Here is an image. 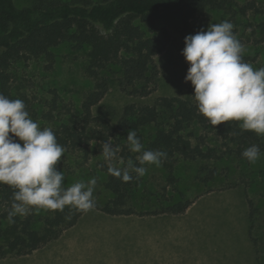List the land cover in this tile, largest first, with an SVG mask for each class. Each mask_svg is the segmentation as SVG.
<instances>
[{
  "label": "trees",
  "instance_id": "trees-1",
  "mask_svg": "<svg viewBox=\"0 0 264 264\" xmlns=\"http://www.w3.org/2000/svg\"><path fill=\"white\" fill-rule=\"evenodd\" d=\"M24 1L27 3L19 5V0H0V93L11 100H22L34 121L55 118L56 101L39 116L37 109L29 105L27 94L15 88L12 69L16 63L32 58L53 61V48L63 43L74 50H84V70L92 87L79 110H67L70 114L67 118L57 108L58 119L64 121L51 127L57 142L67 152H87L93 140L102 144L111 137L115 145L121 146L124 160L131 158L136 162L139 154L129 151L126 140L129 130L134 129L145 150L167 153L162 167L171 183L176 186L178 163L193 161L200 163L195 179L210 188L220 177L218 165L222 160L248 162L242 153L252 145H258L261 154L264 153V136L241 129L240 121L210 125L198 111L194 88L184 97H161L152 105L128 104L114 125L104 119L99 121L93 114L94 106L112 86L138 97H147L156 89L159 68L155 58L170 42L169 29L161 21L166 14H176L186 36L194 35L207 31L211 11H233V0ZM200 17L202 21L197 25ZM258 27L264 34V22ZM242 55L246 63L254 60L248 53ZM16 140L23 145L19 138ZM208 140L215 143L210 145ZM102 169L107 173L104 186L114 196L103 205L94 198L95 208L113 215L136 212L128 207L137 185L136 174L132 173L131 181L123 182L108 173V165L104 164ZM167 187L164 186L166 191ZM13 191L10 186L0 184V259L32 253L58 238L85 213L66 206L63 211L41 210L38 214L17 215L10 223L8 212ZM193 202L182 194L149 213L181 214Z\"/></svg>",
  "mask_w": 264,
  "mask_h": 264
},
{
  "label": "rangeland",
  "instance_id": "rangeland-1",
  "mask_svg": "<svg viewBox=\"0 0 264 264\" xmlns=\"http://www.w3.org/2000/svg\"><path fill=\"white\" fill-rule=\"evenodd\" d=\"M19 5L27 1L19 0ZM234 10L211 11L208 20L221 23L225 20L234 25V33L245 48V53L254 57V70L264 67V34L259 23L264 22V0H233ZM246 11V13H245ZM170 32L166 50L156 56L159 78L156 89L147 97L128 95L112 86L105 97L93 108L96 119L116 124L128 104H154L161 97H184L193 87L185 82L189 63L182 55L186 33L179 17L166 14L162 20ZM202 18L196 20L197 25ZM0 27V33H1ZM54 60L32 58L16 63L12 69L14 86L27 94L29 105H33L40 116L49 111L56 101L57 108L70 116L67 110H79L92 82L85 73L86 52L74 50L63 43L53 48ZM57 108L55 118L37 119L38 125L48 128L61 123ZM96 125V124H95ZM115 145V141L112 140ZM213 145L210 140L207 142ZM94 145V146H93ZM88 150L65 152L57 165L64 172L63 185L72 186L78 181L88 182L96 178L94 198L100 203L114 194L104 186L107 173L102 169L108 163L102 154V144L93 140ZM118 157L121 156V146ZM211 166L212 162H207ZM115 166L122 167L113 161ZM198 162L180 161L175 171L176 186L168 180L162 167L145 165L146 174L137 179L128 207L136 211L160 209L183 194L194 202L188 207L189 229L195 231L194 242L211 255L214 264H264V153L255 163L224 159L219 163L220 177L212 188L195 179ZM168 185L167 191L164 186ZM213 189V190H209ZM187 209V210H188ZM93 211V210H92ZM26 259L8 255L0 264H20Z\"/></svg>",
  "mask_w": 264,
  "mask_h": 264
},
{
  "label": "clouds",
  "instance_id": "clouds-1",
  "mask_svg": "<svg viewBox=\"0 0 264 264\" xmlns=\"http://www.w3.org/2000/svg\"><path fill=\"white\" fill-rule=\"evenodd\" d=\"M233 29L234 25L225 20L185 37L182 55L189 63L185 82L193 85L198 111L210 125L240 121L241 129L264 136V67L254 70L244 62L245 48ZM126 140L129 151L139 154L136 162L119 158L120 149L111 137L102 142L101 154L108 163V173L123 182L131 181L132 173L137 179L143 177L145 165L160 167L167 159L164 151L145 150L134 129L129 130ZM65 152L52 129L41 128L30 117L22 100H11L0 93V184L14 190L8 212L10 223L17 215L38 214L41 210L63 211L70 206L88 212L95 208L96 178L63 187L65 175L57 165ZM242 156L255 164L261 150L252 145Z\"/></svg>",
  "mask_w": 264,
  "mask_h": 264
},
{
  "label": "crops",
  "instance_id": "crops-1",
  "mask_svg": "<svg viewBox=\"0 0 264 264\" xmlns=\"http://www.w3.org/2000/svg\"><path fill=\"white\" fill-rule=\"evenodd\" d=\"M189 209L113 215L94 208L58 238L19 256L26 259L20 264H214L194 242Z\"/></svg>",
  "mask_w": 264,
  "mask_h": 264
}]
</instances>
